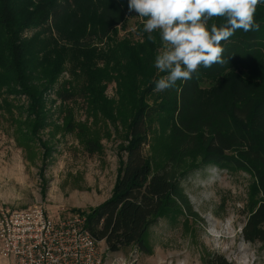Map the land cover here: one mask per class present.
<instances>
[{
    "label": "trees",
    "instance_id": "trees-1",
    "mask_svg": "<svg viewBox=\"0 0 264 264\" xmlns=\"http://www.w3.org/2000/svg\"><path fill=\"white\" fill-rule=\"evenodd\" d=\"M133 13L139 40L118 38ZM138 15L128 0H0V88L14 87L29 99L32 137L46 126L39 111L43 93L54 86L57 98L80 92L91 111L125 127V159L112 194L85 214V229L109 253L131 246L146 253V234L159 219L196 217L181 181L209 164L252 177L240 235L264 245V3L255 13L259 31L237 30L221 42L224 64L201 65L191 80L162 92L154 91L166 75L154 66L162 42L158 32L156 43L147 39L146 18ZM64 72L75 83L68 92L58 83ZM37 73L45 83L41 91L31 86ZM110 83L114 101L104 95ZM161 123L167 131L162 128L166 134L151 161L144 148ZM205 264L232 263L212 255Z\"/></svg>",
    "mask_w": 264,
    "mask_h": 264
},
{
    "label": "rangeland",
    "instance_id": "rangeland-1",
    "mask_svg": "<svg viewBox=\"0 0 264 264\" xmlns=\"http://www.w3.org/2000/svg\"><path fill=\"white\" fill-rule=\"evenodd\" d=\"M136 24L133 13L118 30V38L138 41ZM32 78L33 88H45L41 75ZM58 83L67 92L75 84L68 72ZM55 89L43 93L39 115L47 123L32 137L29 99L14 87L0 88V213L41 206L51 218L85 217L112 194L125 159V127L91 111L80 92L63 101ZM104 95L116 100L114 83L106 86ZM164 127L156 126L144 148L151 161L160 152ZM251 183L244 171L197 165L181 181L196 217L177 214L159 219L146 234V253L133 246L109 253L103 242L97 248L106 264H205L212 255L232 264H264V245L245 243L240 235ZM0 264L10 262L0 257Z\"/></svg>",
    "mask_w": 264,
    "mask_h": 264
},
{
    "label": "clouds",
    "instance_id": "clouds-1",
    "mask_svg": "<svg viewBox=\"0 0 264 264\" xmlns=\"http://www.w3.org/2000/svg\"><path fill=\"white\" fill-rule=\"evenodd\" d=\"M261 3L264 0H128L129 11L146 18L142 22L147 39L156 43L153 33L158 32L162 42L154 66L166 75L155 81L154 91L172 88L178 80H191L201 65L224 64L221 42L237 30L259 31L255 13ZM214 18L224 23L209 25Z\"/></svg>",
    "mask_w": 264,
    "mask_h": 264
},
{
    "label": "built area",
    "instance_id": "built-area-1",
    "mask_svg": "<svg viewBox=\"0 0 264 264\" xmlns=\"http://www.w3.org/2000/svg\"><path fill=\"white\" fill-rule=\"evenodd\" d=\"M85 217L51 218L41 206L0 213V257L10 264H106Z\"/></svg>",
    "mask_w": 264,
    "mask_h": 264
}]
</instances>
